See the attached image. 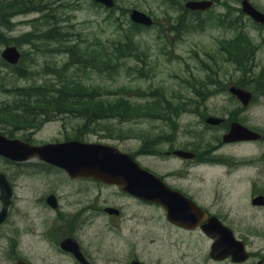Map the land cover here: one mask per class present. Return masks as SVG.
<instances>
[{
	"label": "rangeland",
	"instance_id": "obj_1",
	"mask_svg": "<svg viewBox=\"0 0 264 264\" xmlns=\"http://www.w3.org/2000/svg\"><path fill=\"white\" fill-rule=\"evenodd\" d=\"M92 0H44V5L51 9L44 10L43 14H32L28 16L20 17L17 21L21 22V25H18L15 31L12 33L14 36H20L26 32L33 33L37 36L45 35V32L49 30L51 27H55L56 25H62L65 27H69L68 25L73 24L75 29H69L70 31H77L85 34L88 40H92L93 38L98 39L100 41H105L107 39L114 40L119 39L122 35L118 32V28H116V24L118 20L119 24L125 28L127 24V10L126 8H135L134 5L139 6L138 8L145 9L149 12H152L153 15L157 18L159 24H157L155 29H152L148 32H145L142 36L139 37L140 45L145 50V62L150 63L152 67H150V74L141 79H136V77H128L126 73L121 69L120 72L117 73V80H103L101 81L99 78H96L95 83H103L110 85L112 87L122 86L123 84H127L129 88L138 89L143 88L146 91L156 90L157 92L166 91L172 98H179L181 95H185L186 92H189V89L186 87V83L184 79H191V76L195 75L198 80H204L206 77H210L213 75V72H217V68L220 63L224 60V56L218 52L217 47V39L222 36L221 32L207 31L206 33H186L180 37H172V34L169 35V39L172 41L174 51L173 53H166L168 51L167 47H163L162 41V27H166L165 31H167V22L165 9L166 7L160 3L159 0H117L118 4L124 6L121 10L120 8H114L109 12L108 8H98L90 4ZM185 0H181L183 3ZM234 2H239L240 0H233ZM254 2L260 6L264 10V0H254ZM147 8V9H146ZM111 15H110V14ZM167 17L169 14L167 13ZM18 18V17H16ZM33 19V20H32ZM130 19V18H129ZM32 20V21H30ZM129 22V21H128ZM124 31L129 34L131 31L124 29ZM169 33V31L167 32ZM133 34V33H132ZM254 34V33H253ZM255 41L259 44L261 50L259 53V62L260 64H264V36L260 37L257 33L254 34ZM107 42L106 50H110V45ZM38 44V45H37ZM51 41L43 40V43L40 40L35 42V45H31L29 42L23 43L21 45V49L26 54V58L23 62V68L29 69L33 68L34 71L31 73V77L26 81L20 77H9L5 75L2 77V83L4 85H9L13 82L15 86H28V84H39L46 82H54L58 83L59 79L62 80V77L65 76V71H62L59 74V77L52 75L50 72H47L46 65L47 64V54L48 49L51 46ZM214 51L218 54L215 55ZM210 53V55H209ZM177 55H180L181 58H178ZM216 58V62L212 61L211 57ZM60 55L58 59H61ZM131 64L134 65V60H129ZM200 63L202 64V68L200 70ZM255 63V61H254ZM137 65L147 67L148 65L137 62ZM222 70L217 72L218 81L224 80L228 81L229 79L240 80L241 78H245L246 80L252 81V78L255 76L251 72H247L244 76L243 72H239L234 67L232 71L230 68H227L226 63H222ZM229 70L231 72H229ZM213 71V72H212ZM228 71V72H227ZM207 72V73H206ZM258 73V72H255ZM137 80V81H135ZM219 86H215L211 88V92L217 96H213L207 100L208 109L204 110L209 114L224 116L226 115V107L229 105V100L225 98V94L220 93ZM91 94V93H90ZM134 91L132 95H134ZM9 93L7 91L0 90V106L4 101L10 100ZM187 97H190L189 93H187ZM113 98V96L111 97ZM132 100H141L135 96L131 97ZM199 102L202 103V98H196ZM263 98L258 99V103L253 104V107L250 111V119L251 124L257 127H264V102H262ZM201 106V105H200ZM231 106V105H230ZM229 106V107H230ZM231 108V107H230ZM52 118H59L57 115H51ZM70 120H55L51 121L47 125L45 124L40 130V134L37 135L38 139L41 140H49L51 138H63L62 135L64 132V127L67 125L62 124L61 122H68ZM75 125L78 124L76 122ZM109 123V122H107ZM142 128L145 130H150V125L148 123L142 124ZM63 129V130H62ZM129 129V128H128ZM115 129H112L111 132H114ZM134 132H139L137 128H133ZM64 135H66L64 133ZM208 138L213 139L210 135L204 134ZM96 136L90 135L88 139L95 141ZM99 139V137H98ZM122 140L120 143L118 141L111 142V144L122 145ZM140 145L139 140H135L130 144V149H136ZM123 146V145H122ZM124 147V146H123ZM232 150L233 148H227ZM223 152V151H222ZM233 154H236L239 159L249 158L252 156L255 159L259 158L260 153L264 152V146L260 147L257 145L245 146L237 148L235 151H230ZM147 167L156 170H167L170 165L169 163H156L151 158H141ZM225 161H221L220 159L213 161L211 164L214 166H221ZM264 164V160H263ZM5 165L0 161V168H3ZM252 170L250 171L251 177H258V173L255 168V164L252 165ZM248 173V172H247ZM220 174H223V169L213 168L205 173V180L210 181L212 178L218 177ZM264 178V173L259 174ZM190 176L194 179L199 178V174H195L192 171H185L183 173V180H186V177ZM225 177V176H224ZM226 177H229L226 175ZM239 177L236 175L233 178V181L237 183ZM262 180V179H257ZM20 184H24L22 180H19ZM30 186L27 188L26 195L19 191L18 196L15 200V209H14V219H19L21 214L30 213L32 215H37V200L30 199V197H36L42 194L46 188L52 186L51 183H43L42 190L38 193H33L31 187L34 191L38 190V182L33 185V182L29 183ZM185 186H188L184 184ZM47 191V190H46ZM241 194H237L235 196V201L241 198ZM29 220L35 225H43L44 223L40 222L38 219H34L30 217ZM99 224H103V220L96 221ZM65 227H61L64 229ZM100 227L94 226L92 227L91 234H97V231ZM41 230V228L38 227ZM262 232V231H261ZM156 253L157 255H161L162 257L166 255L163 253L168 250V245L166 241H162L160 234L156 235ZM144 245H148V243H143ZM25 245V244H24ZM165 245V246H163ZM36 249V250H35ZM35 249L27 248V250L22 251V256L30 258L36 264H39L42 258L46 261V263L54 262V257L50 255H45L41 251V247H35ZM6 259V257L0 256V264Z\"/></svg>",
	"mask_w": 264,
	"mask_h": 264
},
{
	"label": "flooded vegetation",
	"instance_id": "obj_2",
	"mask_svg": "<svg viewBox=\"0 0 264 264\" xmlns=\"http://www.w3.org/2000/svg\"><path fill=\"white\" fill-rule=\"evenodd\" d=\"M166 129L170 130L171 134L169 139L165 141L163 154L173 161L178 158L175 151L191 150L195 153V157L190 161L192 163L198 162L200 156L203 155V149L196 147L194 142L189 141L187 135L183 132L184 129L182 127ZM171 173L164 175L168 186L184 194L206 211V218L203 219L196 230L190 231L174 225L169 221L162 207L156 204H150V206L161 211V213H158L159 217L153 215V217L147 218L145 214L139 211L143 202L137 198L122 196L121 200H118L115 205L107 199L106 195H104V202L99 200L89 202L88 199H84L73 205L74 213L69 214L71 222L62 218L68 225L63 234L54 233L55 224L50 229V239L56 243L54 245L49 239L56 255L57 262L55 264H86L76 256L77 246L74 250H65L61 247L62 242L66 239L78 241L83 257L88 261L87 264H132L133 262H136L135 264H264V245L258 241L259 234L264 230V225L250 224L249 222L255 217L264 219V205L255 202L258 201L260 196H264V192L256 193L255 188L251 187L250 195L243 199V203L241 202L245 206L241 208L236 206V203L228 201L222 195L223 193L219 190V187L212 192V196L206 197L204 187L194 185L202 182L178 180L173 178ZM225 193L229 194L230 192L226 191ZM101 208L104 209V212H98ZM110 209H116L119 213H110L108 212ZM101 217H104L103 224L96 222ZM60 219L58 218L57 221ZM210 219H216L219 223L227 226L232 235L236 237L237 241L233 239L229 249H217V252L213 253L215 241L203 232L204 226H212L209 222ZM241 221L243 223H240ZM81 222L82 224L90 222L91 227L99 226L97 235L88 236L87 233L91 229L77 230V226H82ZM158 226L159 231L186 232L203 238L202 245L199 247L200 259L197 260V256L191 253L187 255L190 258L189 260L177 259L172 255L158 260L155 251L142 250V232L147 233L144 234L143 240L155 244V232ZM47 237H49V234H47ZM56 238L59 242H56ZM10 246H12L11 241ZM225 252L230 254L227 258L223 260L216 259V256ZM20 260L26 259L19 258L11 264H16Z\"/></svg>",
	"mask_w": 264,
	"mask_h": 264
},
{
	"label": "trees",
	"instance_id": "obj_3",
	"mask_svg": "<svg viewBox=\"0 0 264 264\" xmlns=\"http://www.w3.org/2000/svg\"><path fill=\"white\" fill-rule=\"evenodd\" d=\"M34 0H14L9 2L8 0H0V24L5 25L9 20V14L17 11H22L24 8H28L30 5H34ZM8 29L11 26H7ZM56 40L62 42L65 40L63 35H60ZM249 44V40L244 32L238 34L235 44ZM8 44L4 36H0V45ZM236 51H239L237 49ZM70 62L67 66L79 67L82 70L98 69L99 71L104 67L106 59L104 58L103 49H95L92 52L87 50L76 51L71 49ZM115 56V53H112ZM76 57V59H74ZM81 65L82 67H80ZM0 68H12L0 57ZM14 69V68H12ZM62 71L68 72V68L62 69ZM264 73L261 74L263 76ZM79 83V81H77ZM76 84L73 80L63 82V87L59 88L58 93L49 89L47 86H31L25 88H17L15 101L18 102V107L15 109L3 108L2 114L9 119H13L17 123H30L39 114L32 113L41 107L42 109H57L60 112L73 111L72 107L76 108V114L85 118H104V111H111L112 108H104V101L97 96L99 93L92 90L91 94L88 93L87 88H83L81 85L72 86ZM52 85V84H51ZM243 85V84H242ZM261 85V84H260ZM77 92V93H75ZM76 96V97H72ZM90 103V104H85ZM85 104V105H83ZM71 108V109H67Z\"/></svg>",
	"mask_w": 264,
	"mask_h": 264
},
{
	"label": "water",
	"instance_id": "obj_4",
	"mask_svg": "<svg viewBox=\"0 0 264 264\" xmlns=\"http://www.w3.org/2000/svg\"><path fill=\"white\" fill-rule=\"evenodd\" d=\"M191 5L195 8L204 7L203 4L199 3ZM244 7L247 13H250L258 21L264 22V15L258 13L247 3L244 4ZM133 19L137 22H142L147 25H150L152 23L144 14H141L139 12H135L133 14ZM4 57L15 63L19 59V54L15 48H10L6 50V52L4 53ZM238 95L243 101L246 102L251 99V95L246 92H238ZM255 137L256 136L252 134L248 135V138ZM106 155H109V157L103 160L102 156L105 155H102L99 158V156L95 155L93 147L72 143L69 145L56 147L53 150L54 159H49V154L44 155V157L45 159H49L52 162H56V164L68 167L73 173H78L86 164L91 165L93 163H99V165L102 166L100 172L104 173V169H107L108 171L110 170L112 157L115 159H120L119 155L117 154L106 153ZM108 176L112 181L126 184L129 188L137 192H148L151 182L154 181L151 176L141 172L137 167H122V162L117 167V170L115 172H112L111 174L109 173ZM6 191V194H4L5 202H7L10 196V191L8 189Z\"/></svg>",
	"mask_w": 264,
	"mask_h": 264
}]
</instances>
